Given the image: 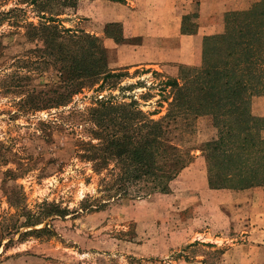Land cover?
Wrapping results in <instances>:
<instances>
[{
  "label": "rangeland",
  "instance_id": "obj_1",
  "mask_svg": "<svg viewBox=\"0 0 264 264\" xmlns=\"http://www.w3.org/2000/svg\"><path fill=\"white\" fill-rule=\"evenodd\" d=\"M74 1L58 16L61 25L103 42L107 24L90 15L95 0ZM40 21L34 6L0 0V264H251L249 257L240 258L250 255L243 244L250 227L236 220V190L226 189L223 198L197 191L207 169L202 145L217 135L211 116L171 123V136L191 155L187 167L194 170L177 179L168 194L142 196L139 186H132L120 196L119 168L111 164L95 172L81 157L82 141L90 142L95 129L90 108L135 101L158 120L170 108L168 82L202 59L194 66H109L125 74L112 89L98 83L67 107L34 111L28 96L58 80L57 71L33 52L37 41L26 35L24 26ZM126 50L124 58L136 57L132 48ZM112 59L118 62L117 55ZM15 193L18 199L11 198ZM53 207L67 215H55Z\"/></svg>",
  "mask_w": 264,
  "mask_h": 264
},
{
  "label": "trees",
  "instance_id": "obj_2",
  "mask_svg": "<svg viewBox=\"0 0 264 264\" xmlns=\"http://www.w3.org/2000/svg\"><path fill=\"white\" fill-rule=\"evenodd\" d=\"M21 1L34 6L41 19L37 25L24 26L28 39L39 45L33 52L58 73L57 81L28 96L31 109L67 107L84 90L98 83L112 89L125 76L109 68L108 51L100 37L61 25L58 16L75 6L74 0ZM194 16L186 19L184 30L196 34ZM105 34L117 44L130 42L119 23L107 24ZM201 59L200 66L183 67L168 82L170 108L158 120L140 110L135 101L102 102L88 110L95 129L90 142L82 141L81 157L94 164L95 172L117 166L120 196H127L132 186H139L137 193L142 196L170 193L171 183L192 159L175 143L171 123L205 115L212 117L217 129L216 137L202 145L210 188L243 190L264 184V118L252 112L253 98L264 95V0L246 11L226 14L224 32L204 37ZM54 211L60 217L68 212Z\"/></svg>",
  "mask_w": 264,
  "mask_h": 264
},
{
  "label": "crops",
  "instance_id": "obj_3",
  "mask_svg": "<svg viewBox=\"0 0 264 264\" xmlns=\"http://www.w3.org/2000/svg\"><path fill=\"white\" fill-rule=\"evenodd\" d=\"M260 0H95L92 4L91 17L106 25L119 23L124 27V36L131 41L117 44L113 39L103 38L108 51L111 69L122 67H158L161 63L174 66H194L201 63L203 39L206 36L221 34L225 30V16L231 12L250 9ZM95 7H100L95 12ZM193 24L198 26L197 33L184 30L186 19L190 16ZM188 20L187 22H189ZM103 33H98L102 35ZM103 36V35H102ZM132 40L138 41L134 43ZM132 42V43H131ZM132 48L136 57L126 59V49ZM118 56L114 62L113 55ZM252 112L264 118V95L252 100ZM264 137V131L262 133ZM186 167L171 183L185 177L194 169ZM205 179L197 187L199 195L214 198L226 197V189H212L208 184L207 169ZM234 207L236 220L246 221L250 230L244 245H249L251 264H264V184L243 190H236ZM220 209L223 204L220 201ZM247 219V220H246Z\"/></svg>",
  "mask_w": 264,
  "mask_h": 264
}]
</instances>
